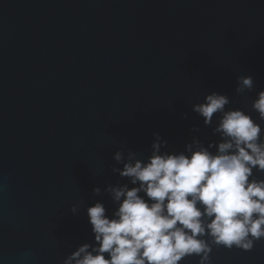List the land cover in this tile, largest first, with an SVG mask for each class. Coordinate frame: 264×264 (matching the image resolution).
<instances>
[{"label": "water", "instance_id": "95a60500", "mask_svg": "<svg viewBox=\"0 0 264 264\" xmlns=\"http://www.w3.org/2000/svg\"><path fill=\"white\" fill-rule=\"evenodd\" d=\"M261 91L264 0H0V264H65L95 244L88 207L111 217L109 186L134 187L116 152L146 161L157 134L162 153L222 142V114L206 125L194 111L213 92L264 144ZM199 238L204 264H264V237L250 235L251 249Z\"/></svg>", "mask_w": 264, "mask_h": 264}, {"label": "clouds", "instance_id": "9594fccd", "mask_svg": "<svg viewBox=\"0 0 264 264\" xmlns=\"http://www.w3.org/2000/svg\"><path fill=\"white\" fill-rule=\"evenodd\" d=\"M253 83L251 76L241 77L237 91L251 89ZM229 102L226 95L213 92L194 105L206 125L214 114H222L215 128L223 138L218 145L203 147L194 141L196 150L187 146L190 155L162 153L157 134L146 161L135 154L125 161L116 152L114 159L124 167L114 171L134 187L109 186L119 204L111 217L102 202L88 207L95 244L81 245L65 264H178L186 255L201 253L204 264L210 248L201 236L244 249L253 246L250 235L264 237V181L250 180L254 168L264 171L261 127L242 110L225 111ZM253 107L264 119V91ZM72 212H77L75 206Z\"/></svg>", "mask_w": 264, "mask_h": 264}]
</instances>
